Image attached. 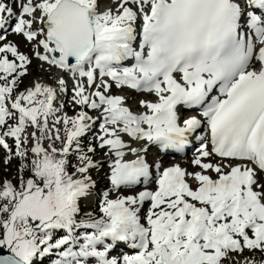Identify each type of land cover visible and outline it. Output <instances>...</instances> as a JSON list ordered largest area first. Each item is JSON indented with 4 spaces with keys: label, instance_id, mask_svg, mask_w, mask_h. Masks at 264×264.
Returning <instances> with one entry per match:
<instances>
[{
    "label": "snow or ice",
    "instance_id": "snow-or-ice-1",
    "mask_svg": "<svg viewBox=\"0 0 264 264\" xmlns=\"http://www.w3.org/2000/svg\"><path fill=\"white\" fill-rule=\"evenodd\" d=\"M111 2L101 11V0H0V41L10 28L35 42L41 67L71 75L79 109L55 104L63 75L13 95L32 60L0 46V147L5 164L21 160L18 184L0 182V264H36L53 249L55 264H121L110 255L121 244L136 250L122 264H264V0ZM113 85L156 99L134 113ZM181 109L198 116L181 123ZM90 133L97 143L85 145ZM190 137L199 171L149 161L153 148L184 151ZM97 148L115 157L99 219L80 207L96 187ZM57 231L66 234L53 241Z\"/></svg>",
    "mask_w": 264,
    "mask_h": 264
},
{
    "label": "rangeland",
    "instance_id": "rangeland-1",
    "mask_svg": "<svg viewBox=\"0 0 264 264\" xmlns=\"http://www.w3.org/2000/svg\"><path fill=\"white\" fill-rule=\"evenodd\" d=\"M16 11L18 12L19 9ZM5 35H6V40L4 42H2L3 44H0V46H3L6 43H12L21 49V51H20L21 53L28 54V56L32 60V63L29 65V68H28V74L22 78V83L20 84V87L18 89H16V91L13 93V95H15L18 92L23 91L28 87H32L35 82L39 81V79L42 78V77H39L40 74L42 73V70L40 68L41 67L40 64H38L37 59L33 55L32 47H33L35 42L30 44V43L26 42V40L22 39L23 37L21 35L13 34L12 31L5 33ZM9 58L11 59V56H9ZM0 83H2V82H0ZM119 91L120 90H117V92H119ZM72 96H73L72 94L66 93L65 95L59 97V101L57 103H55L57 106H60V105L65 106V107L67 106V110L65 108V111H62V113H66L69 116L73 115L76 111L79 110L78 107L74 104ZM141 100H146V98L143 96L133 95V98L130 99L128 106L134 107L135 103H139ZM139 108L140 107H137L134 110L137 111ZM90 114L94 115V116L96 115L95 112H91V111H90ZM9 123L14 124L15 121L9 120ZM3 130H5V129H0V132H2ZM28 130H30V129H28ZM94 130H93L94 132L98 131V129H94ZM82 139H83V142L85 145H88L90 143L91 144L97 143V141L94 139L92 133L90 135H88L87 137H84ZM7 141H8V144L10 145V147L12 148V151L14 154L15 153L14 140L12 138H7ZM28 146L31 147V143ZM193 150L194 149H192V153L190 152V153L183 155V156H171L169 158H171L172 160H170L169 162L175 165V164H178L181 162L178 159H184V158L191 159L193 157V154L195 153V152H193ZM154 152H156V148H153L149 153H154ZM7 155H8V153L6 150L2 151V154H0V182H2L4 180H10V181H12L13 184H18L19 176L21 175V173L19 172L21 160H20V158L13 155V158L11 159V161L9 163L5 164L4 161L7 158ZM110 155L111 154L107 153V149H99V148H97L96 153L93 155V159L96 162H98V164H99L98 168L92 169L90 171V175L92 177V180L95 181V183H96V187L92 189L90 196L91 197L94 196L95 199L94 200L91 199V201L93 203H92V206H90V207L87 206L85 201L81 202L80 205H81V215L82 216L85 213H91L94 215V217L96 219H99L103 215L102 212L100 211V209H98V205H101L103 202V193L109 192L112 189V185H111L109 177H110V172H111V164L114 162L115 158L110 160V158H109ZM152 155L155 156L154 161L159 160L158 157L156 158L155 154H152ZM153 156H148L149 161H152L154 159ZM103 159H109L110 160L108 162L109 164L108 163L107 164H100L103 161ZM72 162L76 163V160L74 157L72 158ZM180 164L183 166L184 162H181ZM154 172H155V170H154ZM23 176L25 178H28L30 176V172L26 170L23 173ZM155 186H156L155 183H153L151 185V187L148 188L147 190L154 188ZM139 187L140 186L138 185L135 189L124 188V189H120L119 191H112V192H110L109 198L114 199L120 195H124V196L131 195V194L133 195L136 193V191H138L140 189ZM96 193H99V195H97ZM97 202L99 203L98 205L96 204ZM146 204H148V202H146L145 205ZM79 231L81 233H83L85 230L81 229ZM87 231L90 233L92 230H87ZM63 233H64L63 231H62V234H59L58 231L55 232L54 236H53V241H55L56 239H58L61 236L66 234V233H64V234ZM80 242L82 243V241H80ZM74 250H78V249H74ZM100 250H102V249H100ZM134 254L135 253H133L132 255H134ZM250 254L251 253L246 255V253H244V256H249ZM110 255L111 256H117L120 254L112 252ZM53 259H55V261L57 259H59L58 251L56 249H53L52 255L49 257V259H45L43 261L38 260V262H36V264H50V262H55V261H52Z\"/></svg>",
    "mask_w": 264,
    "mask_h": 264
},
{
    "label": "bare ground",
    "instance_id": "bare-ground-1",
    "mask_svg": "<svg viewBox=\"0 0 264 264\" xmlns=\"http://www.w3.org/2000/svg\"><path fill=\"white\" fill-rule=\"evenodd\" d=\"M105 7H115V5L114 4H112V2H111V0H101V8H100V10L101 11H103L104 9H105ZM139 21L137 22V24H138V26H139ZM34 27H39V25H34ZM13 34H15V33H13ZM17 35V34H16ZM40 38H43V37H40ZM22 39H24V38H22ZM25 40V39H24ZM1 42V41H0ZM27 42V41H26ZM18 47V46H17ZM33 47H34V45H33ZM33 47H32V49H33ZM23 48V47H22ZM18 50L19 51H21V49L18 47ZM43 50L41 49V52H42ZM24 54V53H23ZM26 55H28V54H26ZM38 61V64H40V66H41V64L43 63V62H41V61H39V60H37ZM126 63H128V62H126ZM41 68V70H42V73L40 74V76L39 77H42V78H40L39 79V82H41V83H46V84H54L55 83V76L56 75H58V74H56V72H59V70H57V69H53L51 72H49L47 69H48V66L45 64V65H43V67H40ZM42 75V76H41ZM61 75H63V77L66 79V81H67V87H68V94H72L73 95V85H74V81H73V79H72V77H71V75L70 74H67V73H62ZM117 90H119L118 88H116L114 85H113V87H112V93L113 94H115V95H123V96H125L126 98H127V100H126V102H127V106H128V104H129V101H130V99H132L133 98V95H131L129 92H127V91H119V92H117ZM63 95H65V93H60L59 94V96H58V99H57V101L55 102V103H57L58 101H59V97H61V96H63ZM151 96H147L146 98V100L145 101H152L151 100V98H150ZM153 98H155V97H153ZM152 98V99H153ZM137 107H140V104L139 103H135V105H134V107H130V109L134 112V113H140V112H143V111H145V109H143V108H139L137 111H135L134 109H136ZM66 108V110H67V106L65 107ZM61 112H62V110H61ZM30 130H28L29 132L30 131H32V129L31 128H29ZM95 131V130H94ZM91 134V133H90ZM89 134V135H90ZM126 139H127V137H126ZM8 142V141H7ZM195 147H198V145L197 146H195ZM194 147V148H195ZM5 149H3L2 147H0V154H2V151H4ZM192 151V149H189L186 153H184V154H182V155H186V154H188V153H190ZM152 154H155L156 155V158L158 157V161L157 162H160V163H162V167H169V166H173L174 164H172V163H170L169 161L170 160H172L171 158H169V157H171V156H175V155H168V154H161L160 152H154V153H148V156H153ZM197 155V153H194L193 154V157L191 158V159H189V158H184V159H178V160H180L181 162H184V165L182 166L180 163H178V164H175V165H179L180 167H182V168H185V169H187L188 171H190V172H192V171H199V169L198 168H195V167H193V166H191V161L195 158V156ZM155 156H153V158H154ZM113 158H115L114 156H112L111 157V159H113ZM110 159V160H111ZM109 159H103V161L100 163V164H107L109 161H110ZM155 160V158L152 160V161H154ZM189 160V161H188ZM151 162V161H150ZM109 164V163H108ZM155 175H156V173L154 172V170H153V178H155ZM211 175H212V177L213 178H216V174L215 173H211ZM153 183H149L146 187H147V189L148 188H150L151 187V185H152ZM140 187V189L138 190V191H136V193L135 194H137L139 191H143V190H145V185H143V184H141V185H139ZM137 187V186H136ZM135 187V188H136ZM155 188H156V186L154 187V188H151V189H149V190H155ZM122 189H124V188H122ZM97 195H99V193H96ZM135 194H133V195H135ZM132 195V194H131ZM91 199L92 200H94L95 199V197L93 196V197H91V196H89L88 198H86V199H82L81 200V202L82 201H85V203L87 204V206H92V201H91ZM81 202H80V204H81ZM97 205L99 204L98 202L96 203ZM80 207H81V205H80ZM148 207H149V203L148 204H146V205H144L143 206V209H142V214L143 213H145L146 211H147V209H148ZM83 208V207H82ZM98 209H100V205H98ZM97 214V213H96ZM99 214V213H98ZM59 232V234H62V231H58ZM64 234V233H63ZM251 235V234H250ZM82 241V240H81ZM83 242V241H82ZM128 244H121L120 246H118V247H116V248H114V250L115 251H117V252H122V253H125V255H132L133 253H135L136 252V250L135 251H131V250H129L126 246H127ZM65 247H67V246H65ZM99 247V246H98ZM76 249H78V246H77V248ZM53 251V250H52ZM245 253H246V255H248L249 253H251V252H249V251H245ZM52 255V253L50 254V255H48V256H46V257H43V258H41V259H39L40 261H43V260H45V259H49V257ZM253 254L251 253L249 256H252ZM260 256H261V254L257 251L256 252V254H255V259L259 262V260H260ZM115 257H117L121 262H122V257H119V256H115ZM36 262H38V260L36 261ZM50 264H52V262H50ZM87 264H94V259L93 258H89V260H88V262H87Z\"/></svg>",
    "mask_w": 264,
    "mask_h": 264
},
{
    "label": "trees",
    "instance_id": "trees-1",
    "mask_svg": "<svg viewBox=\"0 0 264 264\" xmlns=\"http://www.w3.org/2000/svg\"><path fill=\"white\" fill-rule=\"evenodd\" d=\"M84 215V214H83Z\"/></svg>",
    "mask_w": 264,
    "mask_h": 264
}]
</instances>
